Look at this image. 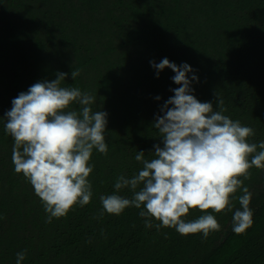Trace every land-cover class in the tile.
I'll return each mask as SVG.
<instances>
[{
    "label": "trees",
    "instance_id": "16d2710c",
    "mask_svg": "<svg viewBox=\"0 0 264 264\" xmlns=\"http://www.w3.org/2000/svg\"><path fill=\"white\" fill-rule=\"evenodd\" d=\"M163 58L191 65L192 94L214 111L222 99L224 115L255 129L248 141H264V0H0V264H16L18 252H26L21 264H264V169L252 167L244 180L254 222L243 234L232 221L242 189L232 211L183 217L215 215L221 229L206 239L157 230L155 218L147 228L135 207L100 216V197L116 192L118 176L143 168L138 151L151 160L162 146L155 117L180 86L171 68L157 76L150 61ZM59 72L68 73L62 87L93 95V112L108 113V153L93 149L90 203L48 223L34 188L14 171L4 116L20 92Z\"/></svg>",
    "mask_w": 264,
    "mask_h": 264
},
{
    "label": "clouds",
    "instance_id": "9594fccd",
    "mask_svg": "<svg viewBox=\"0 0 264 264\" xmlns=\"http://www.w3.org/2000/svg\"><path fill=\"white\" fill-rule=\"evenodd\" d=\"M150 64L157 76L165 67L171 68L175 73L172 80L180 85L172 89L174 95L161 107L163 114L155 117L153 126L162 146H153L151 160L138 151L135 159L143 168L130 178L118 176L116 192L100 197V216L104 212L120 215L135 207L141 209L139 215L145 218L147 228L153 227L155 218L160 222L155 225L157 230L169 227L181 235L202 233L206 239L210 232L221 229L215 215L204 214L187 222L183 217L197 208L204 213L209 209L215 213L232 211V197L242 189V210L234 212L232 221L234 233L243 234L254 222L249 206L252 194L244 180L251 178L252 167L264 169V141L250 143L248 138L255 135V129L224 115L227 109L222 99L217 101L220 110L214 111L211 102H201L192 94L191 84L198 82V77L191 65L178 66L168 58ZM78 75V70L71 72L73 79ZM67 76L59 72L54 80L34 83L12 99L4 116L5 132L14 140V171L22 173L34 188L48 223L66 216L77 204L90 203L93 192L88 177L94 170L89 163L93 149L108 153V113L93 112V95L76 87H62ZM73 103L80 105L79 110L70 109ZM124 188L131 190V198L119 194ZM16 256V264H21L26 252Z\"/></svg>",
    "mask_w": 264,
    "mask_h": 264
}]
</instances>
